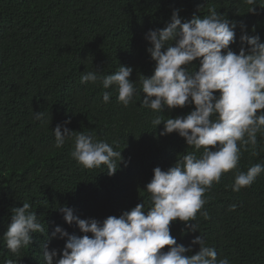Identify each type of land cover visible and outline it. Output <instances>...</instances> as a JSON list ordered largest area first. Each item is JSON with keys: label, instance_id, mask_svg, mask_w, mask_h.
<instances>
[{"label": "trees", "instance_id": "1", "mask_svg": "<svg viewBox=\"0 0 264 264\" xmlns=\"http://www.w3.org/2000/svg\"><path fill=\"white\" fill-rule=\"evenodd\" d=\"M264 0L256 12L244 0H0V264H45L43 246L62 257L67 238H53L57 226L70 235L82 236L78 225H69L58 211L67 206L81 219L103 221L119 217L137 204L147 212L152 206L146 185L154 169L167 171L178 159L195 151L177 132L160 135L164 124L152 125L154 113L142 106L140 76L150 77L156 62L147 51L149 30L163 29L174 10L182 22L194 15L203 18L215 8L236 24L230 48L239 54L241 36L258 35L264 43ZM226 54V52H225ZM120 65L133 68L131 80L137 94L125 107L113 86L103 89L99 81L80 83L83 73L98 71L103 77ZM198 70L199 59L188 66ZM111 92L110 102L102 93ZM218 95V93H217ZM195 110L164 107V119L184 117ZM35 112L45 114L43 121ZM66 126L90 132L121 152L123 161L115 175L106 166L87 169L72 159L71 140L55 147L54 129ZM63 130V129H62ZM119 142V147L113 145ZM203 149L197 152L199 157ZM264 164V134L257 144L242 150L236 169L223 173L205 193L207 203L197 214L196 232H185L184 222L170 225L178 244L190 246L202 235L215 247L218 258L230 264H264V172L250 187L233 191L237 172ZM29 203L45 231L32 234V244L13 254L4 234L11 223L12 209ZM236 205L234 210L231 206ZM89 236L92 234L89 233ZM194 255L200 246L192 245ZM167 250V249H165Z\"/></svg>", "mask_w": 264, "mask_h": 264}, {"label": "clouds", "instance_id": "2", "mask_svg": "<svg viewBox=\"0 0 264 264\" xmlns=\"http://www.w3.org/2000/svg\"><path fill=\"white\" fill-rule=\"evenodd\" d=\"M244 3L253 6L249 12H256L257 0ZM209 11L203 18L194 15L182 22L179 10H174L166 27L149 30L145 39L151 44L147 51L156 62L155 69L150 77L141 75L139 80L146 94L142 106L154 113L152 125L156 128L163 123L160 135L177 132L195 151L178 159L167 171L154 169L146 185L152 202L147 212L144 204H137L119 217L108 216L101 222L81 219L71 208L59 207L64 220L69 225L77 224L83 235H70L57 226L52 237L67 238L62 257L54 259L57 250L43 246L45 264H230L227 257L218 258L215 247L207 246L202 235L186 247L177 243L170 228L180 221L186 233L199 231L197 214L208 217L201 211L207 203L205 193L214 182H220L223 173L237 168L242 150L257 144V133L264 134V43L258 35L245 33L241 41L248 47H241L236 54L230 48L235 42L236 24L215 8ZM197 59L198 70L189 71L188 66ZM132 72V67L123 65L103 77L98 71H89L81 75L80 83L99 81L103 89L115 86L118 101L127 107L138 91L131 80ZM102 96L108 104L111 92L104 91ZM192 103L195 110L184 117L165 120L160 115L165 106L171 110ZM44 116L43 112L34 113L37 121H43ZM70 123L66 120L53 130L55 147L62 148L71 140L70 155L79 165L87 169L106 166L108 174L115 175L117 161H123L121 152L97 140L93 133L70 130L66 126ZM113 145L119 147V142L113 141ZM262 172L261 163L252 165L246 173L237 172L232 190L250 187ZM31 207L25 202L12 209L4 239L13 254L32 244L33 233L45 231ZM235 207L232 205L231 210ZM197 244L199 251L188 255Z\"/></svg>", "mask_w": 264, "mask_h": 264}]
</instances>
